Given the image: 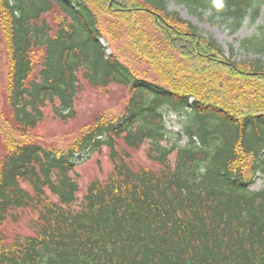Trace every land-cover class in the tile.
<instances>
[{
	"label": "trees",
	"instance_id": "obj_1",
	"mask_svg": "<svg viewBox=\"0 0 264 264\" xmlns=\"http://www.w3.org/2000/svg\"><path fill=\"white\" fill-rule=\"evenodd\" d=\"M178 1L230 34L264 13V0ZM168 3L0 0V264H264V23L227 56ZM87 85L122 87L124 108L45 146L46 109L76 120ZM104 148L112 169L82 194L78 167ZM142 148L154 167L134 163ZM23 210L31 231L10 236Z\"/></svg>",
	"mask_w": 264,
	"mask_h": 264
},
{
	"label": "rangeland",
	"instance_id": "obj_2",
	"mask_svg": "<svg viewBox=\"0 0 264 264\" xmlns=\"http://www.w3.org/2000/svg\"><path fill=\"white\" fill-rule=\"evenodd\" d=\"M168 9L179 12V14L184 19L198 26L203 36L209 39H215L220 45L223 46L227 56L231 55V46L234 45L236 50L240 53L238 58L245 56L243 53H241L242 51L240 48V41L245 37L253 35L257 31L259 25L264 23L263 13L254 24L247 20L241 29H239L234 34H230L224 25L212 24L207 14L201 17L200 15L193 12L186 4L181 3L178 0H169ZM110 44L111 43H109V45ZM112 50L113 49L111 47L107 50V52L110 53ZM258 56V54L250 55L251 58H257ZM262 59L264 60V56H262ZM130 66L133 70L136 69L140 73H143V71H146V69L149 68L146 63H140L137 59L134 61L132 60ZM7 67V57L5 54V47L1 40L0 32V109L4 108L6 112L9 110L5 103L4 91ZM150 78L156 79V76L151 73ZM124 95L125 90L119 86L113 85L110 87V91L104 92L99 88H94L87 85L76 101L77 111H79V116L76 120L63 122V120L54 117L51 107L46 109L47 119L41 125V127H39V133L43 137L40 141L47 147L55 144L59 147L63 145H70L74 135H78L80 133L79 128L81 125L92 121L95 116L101 113L118 114L125 106ZM165 119L166 125L169 129L175 132L181 131L182 120L179 115L166 112ZM184 141L186 142L187 138H185ZM3 152L4 146L0 136V158ZM132 158L136 164L154 167L153 163L146 156L145 148H142L138 151H133ZM111 169L112 163L107 148H104L103 152L101 153L94 154L90 160L80 165L77 171L81 175V193L84 194L86 192L89 182L93 179L106 178L108 172ZM250 186L255 190L261 189L263 187V178L261 176L257 177ZM35 218L36 213L34 211L23 210L19 220L5 225L4 228L8 231L10 236L14 235L15 233H28L31 231L29 228V223Z\"/></svg>",
	"mask_w": 264,
	"mask_h": 264
}]
</instances>
